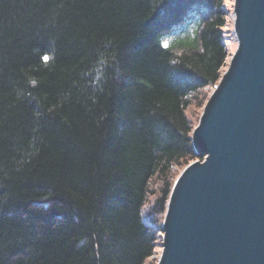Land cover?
Segmentation results:
<instances>
[{"label": "trees", "instance_id": "1", "mask_svg": "<svg viewBox=\"0 0 264 264\" xmlns=\"http://www.w3.org/2000/svg\"><path fill=\"white\" fill-rule=\"evenodd\" d=\"M227 21L224 0H0V264H146Z\"/></svg>", "mask_w": 264, "mask_h": 264}, {"label": "water", "instance_id": "2", "mask_svg": "<svg viewBox=\"0 0 264 264\" xmlns=\"http://www.w3.org/2000/svg\"><path fill=\"white\" fill-rule=\"evenodd\" d=\"M236 40L171 188L156 264H264V0H233Z\"/></svg>", "mask_w": 264, "mask_h": 264}, {"label": "rangeland", "instance_id": "3", "mask_svg": "<svg viewBox=\"0 0 264 264\" xmlns=\"http://www.w3.org/2000/svg\"><path fill=\"white\" fill-rule=\"evenodd\" d=\"M233 3H234L233 0H224V6H225V9H226L227 20H228L227 21V26H226L228 37H227V40L225 41V43H226V46H227L229 54L234 52V50L236 48V40L234 38V34L232 33L233 26H232V20H231V17H230ZM196 8H199V5L196 6L195 8H193L190 11V14H189L190 17L187 19V23L190 22L191 17L194 16V12H195ZM228 60H229V56L227 57L225 66L222 68V71L224 70V68H226ZM211 90H212V88H209V93L211 92ZM197 112H199V110ZM197 159H199V158H195L194 160H197ZM160 250H161V247H160V244H159V246L156 248V253L146 262V264H156Z\"/></svg>", "mask_w": 264, "mask_h": 264}, {"label": "snow or ice", "instance_id": "4", "mask_svg": "<svg viewBox=\"0 0 264 264\" xmlns=\"http://www.w3.org/2000/svg\"><path fill=\"white\" fill-rule=\"evenodd\" d=\"M44 59L47 61L48 57H47V56H45V57H44Z\"/></svg>", "mask_w": 264, "mask_h": 264}]
</instances>
